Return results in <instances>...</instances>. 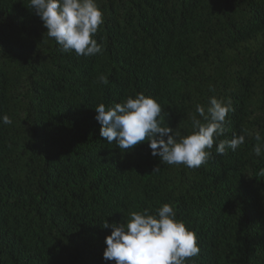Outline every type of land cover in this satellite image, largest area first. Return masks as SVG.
Listing matches in <instances>:
<instances>
[{"label":"trees","instance_id":"1","mask_svg":"<svg viewBox=\"0 0 264 264\" xmlns=\"http://www.w3.org/2000/svg\"><path fill=\"white\" fill-rule=\"evenodd\" d=\"M96 3L102 52L77 56L30 0H0V117L12 121L0 122V264H115L102 225L164 204L197 234L186 264H264V0ZM138 93L181 135L205 122L197 105L230 101L219 140L245 143L218 155L215 141L199 168L161 162L147 141L121 152L94 108Z\"/></svg>","mask_w":264,"mask_h":264},{"label":"clouds","instance_id":"2","mask_svg":"<svg viewBox=\"0 0 264 264\" xmlns=\"http://www.w3.org/2000/svg\"><path fill=\"white\" fill-rule=\"evenodd\" d=\"M40 17L47 29V36L53 38L63 52L75 51L77 56H92L102 52V45L94 38L104 14L96 0H30V7ZM100 81L108 83L106 77ZM96 120L101 124L100 136L109 144L115 142L121 152L133 149L141 142H148L152 155L159 156L167 165L183 164L199 168L208 162L215 147L218 155L227 149L233 152L245 143V135L231 140H219L227 130L226 117L231 102L211 97L209 106H196V113L203 118L191 117L193 131L181 135L180 131L164 125L165 117L158 101L144 93L129 96L124 102L106 109L103 103L96 106ZM0 122L11 124L4 115ZM256 156L264 155V144L260 133L255 134ZM158 168L155 169V171ZM103 228L113 231L105 239L107 245L103 258L115 264H186L200 253L198 237L194 230L177 218L169 204L158 208L155 214L146 209L130 212L122 222L108 221Z\"/></svg>","mask_w":264,"mask_h":264}]
</instances>
